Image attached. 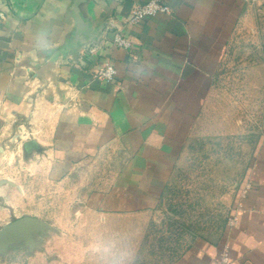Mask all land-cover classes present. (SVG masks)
I'll use <instances>...</instances> for the list:
<instances>
[{"label": "crops", "instance_id": "obj_1", "mask_svg": "<svg viewBox=\"0 0 264 264\" xmlns=\"http://www.w3.org/2000/svg\"><path fill=\"white\" fill-rule=\"evenodd\" d=\"M145 1L78 2L91 30L105 28L97 45L77 46L74 56V0H0V131L28 126L35 140L26 145L44 147L55 173L97 170L84 209L151 227L161 223L167 185L201 128L227 42L252 9L240 0H163L170 13L128 24L131 8ZM116 28L130 50L112 45ZM105 61L116 68L112 82L94 77ZM251 133L253 153L222 234L182 246L144 233L150 249L131 264H218L224 245L232 264H264V112Z\"/></svg>", "mask_w": 264, "mask_h": 264}, {"label": "rangeland", "instance_id": "obj_2", "mask_svg": "<svg viewBox=\"0 0 264 264\" xmlns=\"http://www.w3.org/2000/svg\"><path fill=\"white\" fill-rule=\"evenodd\" d=\"M251 9L227 42L214 94L175 166L157 226L141 227L133 217L100 218L84 209L89 176L97 170L55 173L44 147L26 145L35 140L28 126L18 129L15 123L0 131V228L22 216L55 228L39 249L11 247L0 264H131L135 253L150 249L140 241L144 233L149 240L169 235L182 246L195 235L222 234L253 153L251 131L264 112V3Z\"/></svg>", "mask_w": 264, "mask_h": 264}, {"label": "water", "instance_id": "obj_3", "mask_svg": "<svg viewBox=\"0 0 264 264\" xmlns=\"http://www.w3.org/2000/svg\"><path fill=\"white\" fill-rule=\"evenodd\" d=\"M81 0H74L72 9L76 18V27L72 33L75 47L71 53L77 56V46L97 45L105 28L102 24L95 30L89 27L88 19L78 5ZM29 144V143H28ZM55 228L48 222L33 216H22L0 228V255H5L11 247H23L28 250L39 249L42 239Z\"/></svg>", "mask_w": 264, "mask_h": 264}, {"label": "built area", "instance_id": "obj_4", "mask_svg": "<svg viewBox=\"0 0 264 264\" xmlns=\"http://www.w3.org/2000/svg\"><path fill=\"white\" fill-rule=\"evenodd\" d=\"M244 5H254L258 0H240ZM171 12L170 7L163 0H146L142 4L134 5L128 15L126 22L128 24H135L147 17L154 16L157 14H168ZM111 43L113 46L123 48L125 50H130L132 48V43L128 37L119 29L116 28L113 31L111 38ZM116 76V68L111 61H105L98 71L94 73V77L101 78L107 82H112ZM249 185L244 184L240 189V194L243 195L248 189ZM233 218L231 216L229 224L232 222ZM218 264H232L229 248L224 245Z\"/></svg>", "mask_w": 264, "mask_h": 264}]
</instances>
